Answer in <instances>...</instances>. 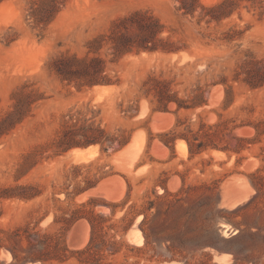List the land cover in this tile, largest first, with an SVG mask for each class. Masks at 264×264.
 Here are the masks:
<instances>
[{
    "label": "rangeland",
    "instance_id": "374dc122",
    "mask_svg": "<svg viewBox=\"0 0 264 264\" xmlns=\"http://www.w3.org/2000/svg\"><path fill=\"white\" fill-rule=\"evenodd\" d=\"M222 1L0 0L1 264H40L29 261L24 238H9L15 231L85 248L92 215L105 219L90 252L98 264L179 258L169 250L179 237L191 264H264V84L245 82L264 74V13L243 1L210 20L204 9ZM144 41L156 50H142ZM98 69L109 84L85 85ZM151 79L185 105L197 93L203 103L157 111ZM15 110L19 121L5 122ZM89 128L105 132L104 146L123 135L128 144L136 133L143 139L118 160L128 144L88 146L96 152L87 161L72 153L86 148L56 153L63 131L79 130L82 140ZM180 136L193 142L192 156ZM168 137L176 138L165 144ZM6 190L33 198H3ZM76 209L83 217L69 225ZM104 233L118 242L112 251L95 247ZM144 234L147 246L132 249L144 246ZM217 234L238 238L218 243ZM78 259L90 258L45 264H89Z\"/></svg>",
    "mask_w": 264,
    "mask_h": 264
},
{
    "label": "trees",
    "instance_id": "16d2710c",
    "mask_svg": "<svg viewBox=\"0 0 264 264\" xmlns=\"http://www.w3.org/2000/svg\"><path fill=\"white\" fill-rule=\"evenodd\" d=\"M243 1H247L250 2L252 6L259 8L260 10H262V12L264 13V0H223L222 2L213 5L211 7L205 8L204 10L207 11L210 14V20L213 21H219L221 18H225V17H229L233 11L234 8L238 6V3L243 2ZM217 13V15H216ZM147 43H149V41H144V45H142V50H147V51H154L156 50L155 47H148ZM117 53V52H116ZM122 54V53H120ZM86 71V70H84ZM97 75L91 76L89 77V79H87V81L84 83L85 85L91 87L94 85H106L109 84V81L105 80V78L100 77V74L102 73L101 69H98L97 71ZM258 79L254 80V81H245L250 89H257L259 87H261L264 84V74H261L260 77H257ZM69 80V79H68ZM154 83H155V88L154 90V97L157 101L158 106L155 108V110L157 111H162V112H167V107L169 104L173 103L176 106L175 111H178L179 109H190L196 106H199L203 103L202 101V96L201 94H196L195 98L193 99V96L190 100V105H185V101L179 99L176 95L175 92H170L166 86V84L161 83L159 81H156L154 79H151ZM21 116V114L18 112V110H15L11 113H9L7 115V117L5 118V122L7 121L8 123L12 122V124L18 122L19 120H17L19 117ZM74 127V126H73ZM83 130V129H82ZM87 132H90V135H84L82 137V140L77 139V136L79 135V130H75V129H71V130H67V131H63L62 134L59 136L58 140L55 143V148H56V153L57 154H61L64 153L72 148H86L88 146L91 145H100L101 146V151L102 152H107L110 148H113V146H115L116 148H114L115 150L117 149H121L122 147H124L125 145L128 144L129 142V137L123 135L121 138H113V139H109L108 140V145L104 146V142H103V138H104V134L105 132L99 128H89L88 130H86ZM85 131V132H86ZM124 134V133H123ZM165 136H167V134H165ZM176 137H168L165 140V144L168 143H173ZM181 139L185 140L187 145H188V149H189V153L192 156L193 155V142L190 141L186 136H180ZM193 138V137H192ZM238 141H241V139H237ZM95 147V146H93ZM204 146L203 145H198V153L202 152L204 150ZM87 149V148H86ZM223 151L228 150L227 148H223ZM235 152L237 151V149H234ZM93 186L89 185L86 186L84 188H79L78 186H76L73 189V193L74 195H79L80 193H83L89 189H91ZM165 195H166V191H165ZM3 198H7V199H12V198H18L21 200H29L31 198H33V196H29L26 195L24 193H17V194H13L12 190H6L4 192V195L2 196ZM160 198V197H158ZM178 201V199H177ZM153 205V203L151 202L149 204V207H151ZM81 207H84L83 204L81 205ZM82 210L80 209H76L74 210L71 215L70 218L68 220V224L71 225L74 222H76L78 219L82 218L83 216L79 215L80 212ZM94 218V216L92 215L91 218ZM91 218H87V221L90 225L91 228V236H90V240L88 242V244L86 245L85 248L78 250V251H69L68 248L65 245H60L59 242L53 238L51 235L48 234H37V233H28L25 232L24 235L20 234L19 231H15L10 235V239L15 243V244H20L22 243V238H24V240H26L27 243V247L29 249H32V253H31V257L29 259V261L36 263L39 262L40 264H45L51 261H58L60 263H64L67 262L71 257H73L74 255H78L79 257L86 254L88 255V257L90 258L89 261H82L81 259H78L79 262L81 263H85L88 262L89 264H98V259L96 258V253H90L92 251V248H94V242L96 239V233L97 231L103 229V223L105 222V219H100L101 221H98L99 219H91ZM145 222V217L141 222V225ZM108 229H112V226H108ZM107 233H104L102 236H100L99 241L100 244L95 245L96 248L102 249V248H108L110 251H112L114 249V247L116 245H118V242L115 239L114 235H107ZM144 238H145V244L143 247H132V249H136L137 251H143L144 247L147 246V236L144 234ZM237 236H233L230 238H223L221 237L219 234H217L216 236V241L218 243H227L229 241L235 240L237 239ZM173 240V239H171ZM182 238L179 237L178 239V245H174V243H172L171 248H169V250H175L176 254L179 255V258H175L174 254L168 258V259H163V260H159V263L162 264L164 261L167 262H171V261H176L180 264H191L185 257V255L180 251L181 249L180 246H182ZM211 248H214L217 252L219 253H223L225 252V250L216 245H209ZM1 247V245H0ZM11 253L13 254V257L16 258L17 255L16 253H14V251L11 250ZM115 253V251L113 252ZM1 264V263H0ZM137 264V263H134ZM216 264V263H214Z\"/></svg>",
    "mask_w": 264,
    "mask_h": 264
},
{
    "label": "bare ground",
    "instance_id": "6f19581e",
    "mask_svg": "<svg viewBox=\"0 0 264 264\" xmlns=\"http://www.w3.org/2000/svg\"><path fill=\"white\" fill-rule=\"evenodd\" d=\"M103 91L108 90V88L106 87H102ZM253 132V131H252ZM142 139L140 137V135L138 133L133 135V138L131 140V142L125 146L121 151L117 152L116 154L113 155V159L114 160H118L120 159L122 156H124L125 154H127L131 148L134 146V144L139 141V144L142 142ZM178 145H180L182 147L183 150L186 149V145L183 141H178ZM92 152H96L93 151L92 147H89L85 150H73L72 153L74 154L75 158L79 161H87L89 159V156H87V154H90ZM213 154L215 155H219V153L214 152ZM221 194V193H220ZM99 197V196H98ZM117 201V200H116ZM230 209V208H229ZM86 227V226H85ZM89 227V226H88Z\"/></svg>",
    "mask_w": 264,
    "mask_h": 264
}]
</instances>
